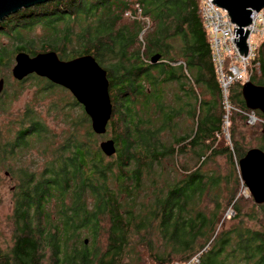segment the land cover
Here are the masks:
<instances>
[{
	"label": "trees",
	"instance_id": "obj_1",
	"mask_svg": "<svg viewBox=\"0 0 264 264\" xmlns=\"http://www.w3.org/2000/svg\"><path fill=\"white\" fill-rule=\"evenodd\" d=\"M199 2L52 0L0 21V37L10 41L0 43V68L7 69L0 114L29 81L37 87L32 104L59 94L48 111L60 113L66 126L57 134L32 104L15 120L16 130L8 124L0 172L10 160L16 167L9 173L11 241L6 248L0 243V264H183L195 255L194 264H264V203L253 201L262 212L254 219L239 194L238 162L249 149L239 122L246 117L232 111L231 138L223 142L222 94ZM36 26L42 35L29 36ZM48 51L63 60L89 54L106 71L112 111L105 133L92 130L66 88L34 73L9 77L18 52ZM247 80L264 86V40ZM244 82L231 85L229 102L260 119L264 142V114L246 107ZM101 139L113 140L112 155L102 152ZM33 149L40 169L24 158ZM217 156L225 157L227 173L210 166ZM229 207L238 220L221 229Z\"/></svg>",
	"mask_w": 264,
	"mask_h": 264
},
{
	"label": "water",
	"instance_id": "obj_2",
	"mask_svg": "<svg viewBox=\"0 0 264 264\" xmlns=\"http://www.w3.org/2000/svg\"><path fill=\"white\" fill-rule=\"evenodd\" d=\"M52 0H0V21L8 15ZM217 6L227 10L233 23L234 41L240 54L246 55V38L248 31L243 26L253 21V15L264 8V0H212ZM160 54L150 58L156 63ZM47 78L58 84L73 95L83 106L89 116L92 130L97 134L106 132V125L111 116L112 105L108 92L106 71L89 54L63 60L54 51L38 53L29 56L18 52L14 56L12 76L22 80L29 74ZM3 79L0 78V91L3 88ZM242 93L246 107L250 110H259L264 114V86H258L246 80L242 85ZM99 147L107 156L115 152L112 139L102 140ZM241 179L256 204L264 203V151L258 147L249 148L238 162ZM87 242V240H85Z\"/></svg>",
	"mask_w": 264,
	"mask_h": 264
},
{
	"label": "rangeland",
	"instance_id": "obj_3",
	"mask_svg": "<svg viewBox=\"0 0 264 264\" xmlns=\"http://www.w3.org/2000/svg\"><path fill=\"white\" fill-rule=\"evenodd\" d=\"M136 8V7H135ZM139 11H137V18H139L140 20L144 21V24L146 26H148L149 20H147L148 18L141 16L139 13ZM257 12H262V15L264 16V8L257 11ZM126 17H131L130 14L126 15ZM235 24V23H234ZM250 24V23H249ZM248 24V25H249ZM243 26L242 28L247 27ZM235 26L237 27V25L235 24ZM30 33H28L29 36L32 37H40L43 33L42 28L39 26H36L35 28H33V30L29 31ZM248 37V36H247ZM253 43L255 44H260L263 40H264V33L262 35L258 34H253L251 37ZM247 40V38H246ZM245 40V41H246ZM0 43L5 44V45H9L10 41L8 38L5 37H0ZM257 48V47H256ZM14 63V61H13ZM14 64L11 65L10 69L8 70V72L11 73V69L13 67ZM7 69L5 68H0V77H3V75L5 74ZM11 79L15 80L13 78V76H9ZM6 86V82H3V87ZM37 90L36 85L28 82L24 83L22 92L20 94H18L16 96V98L11 99V101L9 102V106L7 107V111L3 112L0 114V134H2V137L0 140V142L5 141L6 138L11 137L10 136L6 137V130L8 127V124H13V130H16L17 126L14 125L15 120H18V118L20 117V115L25 111L26 107L28 104H32V100L35 97V92ZM59 96V94L56 95H50V96H46L44 99H39L37 102H34L33 108L36 111V113L40 114V117L46 122L47 125H49V127L54 130L57 134L61 133V130L64 129L66 126H64V123L62 122V120L60 119L61 114L60 113H56L55 111H48V106L52 104V102L54 101H58L57 97ZM188 123H190V121H188ZM260 124H262L260 121H256L253 124L251 123H243V122H239V126H240V131H241V135H244V139H243V147L245 149H248L250 147H258L261 144H264V142H261L259 140V132L262 128H260L259 126H261ZM231 125V124H230ZM15 128V129H14ZM222 130V129H221ZM222 133L224 134L223 138L221 135H219V137L221 138V140L223 142H228L229 144V138H231L230 135V131L228 128V131L225 133L222 131ZM228 134V135H227ZM1 136V135H0ZM241 136H238V138H240ZM103 140V139H101ZM57 142H60L59 139H57ZM99 142V141H98ZM264 146V145H263ZM26 161L30 162L31 160L36 161L37 163V168L40 169L43 165V161H42V157L40 156V152L36 149L33 150H29L28 152H26L25 157ZM183 159V158H182ZM12 160L9 161L10 164V169L8 168H4L1 170L0 175H1V181H0V243L1 246L3 248H6L8 246V244H10L11 241V222H10V215L12 212V198H13V187H14V180L11 179V176L9 173L13 172L11 171V169L13 170L16 166L15 164H12L11 162ZM25 165V164H24ZM210 166L218 169V171L222 174L227 173L228 171V165L226 163V159L223 156H217L215 158V162L213 164H210ZM239 169V167H238ZM239 194H241L245 200L241 203L242 207H243V212H254V219L258 218L261 219L262 218V212H260V208L258 206L255 205V203L253 202L252 197L249 194L248 189L245 187V185L242 183L240 185V190H239ZM206 206H209L210 204L208 203L207 198L204 199L203 201ZM211 207V205L209 206ZM234 212L232 208H228L225 210V212L223 213V223L220 226L221 229H226L229 228L231 225H233L236 220H238V218L236 220L232 219ZM254 219H249L248 217H243V221L245 224H247L249 227L251 228H260V225L257 223L258 220H254ZM174 264H177L174 263Z\"/></svg>",
	"mask_w": 264,
	"mask_h": 264
},
{
	"label": "built area",
	"instance_id": "obj_4",
	"mask_svg": "<svg viewBox=\"0 0 264 264\" xmlns=\"http://www.w3.org/2000/svg\"><path fill=\"white\" fill-rule=\"evenodd\" d=\"M199 13L208 32L211 57L222 94L224 109L221 123L222 131L225 133L228 131L230 116L233 110L244 114L246 123L253 124L256 121H260L253 112H244L238 108H234L229 102L228 95L232 84L247 80L249 66L251 60L255 57L257 47V44L253 43L251 37L253 34L259 33L262 35L264 33V16L262 12H256L253 15V21L243 28V30L248 31L246 55L240 54V50L234 41V28L236 26L231 21L227 10L217 6L212 0H200ZM198 261V255H195L183 264H194Z\"/></svg>",
	"mask_w": 264,
	"mask_h": 264
},
{
	"label": "bare ground",
	"instance_id": "obj_5",
	"mask_svg": "<svg viewBox=\"0 0 264 264\" xmlns=\"http://www.w3.org/2000/svg\"><path fill=\"white\" fill-rule=\"evenodd\" d=\"M127 15V14H126ZM129 15V14H128Z\"/></svg>",
	"mask_w": 264,
	"mask_h": 264
}]
</instances>
